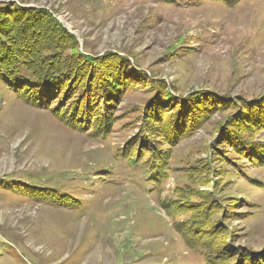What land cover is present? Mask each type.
<instances>
[{
    "label": "rangeland",
    "instance_id": "1",
    "mask_svg": "<svg viewBox=\"0 0 264 264\" xmlns=\"http://www.w3.org/2000/svg\"><path fill=\"white\" fill-rule=\"evenodd\" d=\"M34 13L71 73L0 80V264H264V0H0Z\"/></svg>",
    "mask_w": 264,
    "mask_h": 264
},
{
    "label": "trees",
    "instance_id": "2",
    "mask_svg": "<svg viewBox=\"0 0 264 264\" xmlns=\"http://www.w3.org/2000/svg\"><path fill=\"white\" fill-rule=\"evenodd\" d=\"M33 19L34 25L29 26L28 22H24L22 26L13 24V28V25L8 26L0 22V80L21 87L19 89L26 95H33L37 88L44 84L54 88V91L48 94L53 95L55 90L59 91V94L64 85L59 84L71 73L69 66L64 68V60L61 56L64 52L59 45H69L70 38L55 35L57 34L55 29L54 35L48 34L49 26L46 27V20L38 13H34ZM35 26L39 29L37 33L40 35L39 39L35 36ZM29 27L33 29L30 30ZM81 58L82 61L93 63L91 59L82 56ZM85 112L89 114V109H85ZM99 119L102 120L100 117ZM247 129L250 130V127L248 126Z\"/></svg>",
    "mask_w": 264,
    "mask_h": 264
}]
</instances>
